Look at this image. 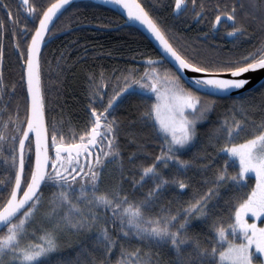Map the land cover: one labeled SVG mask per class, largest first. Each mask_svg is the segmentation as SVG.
<instances>
[{
    "label": "snow or ice",
    "instance_id": "obj_1",
    "mask_svg": "<svg viewBox=\"0 0 264 264\" xmlns=\"http://www.w3.org/2000/svg\"><path fill=\"white\" fill-rule=\"evenodd\" d=\"M110 2L151 34L161 54L145 55L143 71L130 66L116 75L114 70L111 93L103 71L98 77L89 72L86 116L79 127L69 123L66 132L63 121L53 118L48 123L41 59L53 24L71 0H50L42 7L22 0L27 12L22 24L7 0H0L13 25L12 46L24 89L23 103L17 98L9 109L16 83L9 86L3 76L8 25L0 18V264H264V224L258 223L264 219V82L254 83L244 75L264 70V35L244 53L206 57L176 43L172 30L141 0ZM190 2L193 19L200 20L207 11L204 3L201 0L197 10V0ZM188 3L174 0L173 13H185ZM215 11L211 29L219 30L222 18L231 21L226 35L234 43L250 35L252 23L264 34V0H233L231 8L217 3ZM131 96L140 97L143 105L136 119L161 139L150 163L137 161L142 145L128 155L136 170L130 181L132 192H139L135 197L124 188L128 173L119 140L122 121L114 114ZM224 97L231 98L229 112L208 135L215 152L205 148L184 158L183 153L196 146L198 125L209 120ZM256 111L262 114L259 123L250 115ZM250 121L251 133L234 142ZM218 158L223 166L216 167L211 178L201 177L208 185L203 192L196 190L176 209L171 199L160 203L169 192L179 200L190 186L189 170L203 173ZM110 163L118 179L101 190ZM252 176L254 184L236 201L228 221L214 219L212 234L202 238L195 221L212 215L211 202L222 190L246 188ZM45 188L51 189L47 196ZM37 213L43 221L30 231ZM65 235L77 239L65 247Z\"/></svg>",
    "mask_w": 264,
    "mask_h": 264
},
{
    "label": "trees",
    "instance_id": "obj_2",
    "mask_svg": "<svg viewBox=\"0 0 264 264\" xmlns=\"http://www.w3.org/2000/svg\"><path fill=\"white\" fill-rule=\"evenodd\" d=\"M226 1L229 0H202L206 5L212 2L214 4H221ZM230 1L233 3V0ZM7 2L14 16L19 20V23H24L27 18V12L23 3L19 4L18 0H7ZM34 2L42 7L46 6L50 0H34ZM141 2L151 10L154 16L159 18L165 27L172 30L171 35L174 37L175 42L186 47L189 51L194 47L200 55L211 57L215 54L224 56L227 54L244 53V50L248 47L247 45L242 46L237 43H233L232 47L228 49H217L210 45L204 46L207 43L198 40L196 37L189 36L190 34L187 29L189 24L181 19V14L176 16L173 13L174 0H141ZM198 2H201V0H198ZM2 10L5 9L0 8V18H4L8 26H12L11 22L7 20V12ZM240 12L238 10V14ZM241 15H243L242 12ZM124 22L122 16L115 11L92 2L75 3L59 17L53 26L54 32L51 37L57 35V33L60 34V32L73 31L53 39L42 52V85L46 102V117L49 125H51L53 118L58 123L63 121V128L67 132L69 123L79 127L83 122L86 116L85 108L88 104V94L90 91L89 72H95L98 77L99 73L103 71L105 77L108 79L107 91L111 93L115 83L114 70L116 75L127 71L130 66L138 67L140 71H143L144 65L138 62L144 61L145 55L153 57L159 55L151 43L139 31L132 27L119 28ZM251 25L254 27L251 34L257 35L256 40H260L264 34L260 32L258 24L252 23ZM15 26H19V24ZM114 28L119 29L105 31L106 29ZM11 32V29H8V33ZM4 46V56L8 62L7 70L14 73V77L10 82L20 83L22 71L21 69L19 70L20 78L19 76L17 78V65L15 62L13 64L11 60L13 57V47L10 43L7 44V39L4 41ZM205 50L208 51L207 54ZM61 56H63V59L58 60ZM23 95L24 93H22L21 99ZM255 102L259 103V97H256ZM142 106L140 97L131 96L124 99L114 113L122 121L119 140L123 151L124 169L128 173V178L124 181V188L133 197L138 196L139 192H132L130 187L131 174L136 170L129 163V153L136 151L138 145H142V150L137 154V161L150 163L160 151L161 143V139L152 132L149 126H145L136 119ZM230 107L231 98L218 100L209 120L198 125L196 146L191 151L183 153L184 158H189L194 153L205 148L209 153L215 152L216 148L208 145V135L215 124L228 114ZM250 115L252 121L259 123L262 115L260 111L250 113ZM251 130L250 121L245 131L241 132L234 142L239 143L251 133ZM127 134L133 135L135 142L131 141ZM222 142V140L219 141L216 147ZM209 158L211 159L212 157ZM218 166H223V159H216L213 166L203 173L190 169L188 175L191 177V183L180 199L177 200L173 193L169 192L160 203L167 204L168 200L171 199V208L176 209L181 207L184 202L192 198L196 190L203 192L208 187L201 177L207 176L211 178ZM236 170L229 168L230 172ZM3 172L4 169L0 167V176H2ZM194 172L195 175H193ZM166 174L170 175L171 169L166 170ZM118 175L119 173L116 170L115 164L110 163L104 170L100 189H108L114 183V178L118 179ZM50 191L51 189L45 188V196ZM247 191V187L240 189L235 186L222 190L219 198L211 202L212 215L206 221H195L196 230L202 234V238L212 234L210 226L214 219H223L224 222L228 221L229 216L234 210L233 206L236 201ZM153 211H156V209H153ZM42 221L43 217L40 213H37L33 223L29 225V230L31 231L33 228L39 229ZM75 239L77 237H69L67 235L62 237L65 247Z\"/></svg>",
    "mask_w": 264,
    "mask_h": 264
},
{
    "label": "flooded vegetation",
    "instance_id": "obj_3",
    "mask_svg": "<svg viewBox=\"0 0 264 264\" xmlns=\"http://www.w3.org/2000/svg\"><path fill=\"white\" fill-rule=\"evenodd\" d=\"M18 3H22V0H18ZM204 3V2H203ZM199 4L200 2H198L197 0V10H199ZM227 5L229 8H231L232 6V1H226L224 3H221L220 6L221 8L224 7V5ZM207 11L205 12V15L200 19V20H194L193 19V13L191 11L192 9V5L191 2L189 0L188 3V8L186 9L185 13L181 14V19L184 20L185 22H188V31H189V36L191 37H196L198 40L203 41L207 44H205L204 46H212V47H216L217 49H228L230 47H232L234 41L233 38L228 37L226 35V31L229 27L232 26L231 21H227L226 18H222L223 21H221L219 30L217 31H213L211 29V22L212 20H214L215 18V5L213 2L209 3V5H206L204 3ZM7 12V10H2ZM192 16V17H191ZM238 16H242L241 12L238 14ZM189 17V18H188ZM194 20V22L192 23V21ZM17 32L20 31L19 26H15ZM13 25L12 26H8V29L12 30ZM253 26L251 25L248 28L249 34L248 36H243V37H237L236 38V42L237 44H240L242 46L247 45L248 47L244 50V52L251 50L253 47H255L260 40H256V36L257 35H252L251 33L253 32ZM205 33H207V36H205ZM11 36H12V32L11 33H6L3 43L5 41V39H7V44H11L12 45V40H11ZM247 40V41H246ZM21 43H23V41H21ZM13 47V46H12ZM12 63L15 62L17 67H16V72H17V78L20 75L19 74V70L21 69L22 71V67L21 64L19 62L18 59V54H16L15 49L12 48ZM7 61H6V57L4 56V61H3V76L5 81L7 82V84L9 86H11V84L13 82H10L13 77H14V73L13 71H9L7 70ZM14 64V63H13ZM167 66V65H166ZM12 72V73H11ZM20 78V76H19ZM16 83V90H15V96L13 97V101L9 102V109H14V103L16 101L17 98H19L21 104L23 103V98L22 97V93H24V89L22 87L21 82H15ZM3 169V167H1Z\"/></svg>",
    "mask_w": 264,
    "mask_h": 264
},
{
    "label": "water",
    "instance_id": "obj_4",
    "mask_svg": "<svg viewBox=\"0 0 264 264\" xmlns=\"http://www.w3.org/2000/svg\"><path fill=\"white\" fill-rule=\"evenodd\" d=\"M79 2H92V3H96V4H100V5H103V6H106L108 8H110L111 10L115 11L116 13H118L119 15L122 16V18L125 20L124 24L122 26H120L119 28L121 27H132V28H135L137 29L139 32L142 33V35H144V37L151 43V45L155 48V50L158 52V54L160 55L161 54V49L159 47V44L158 42L151 36L150 33L147 32V30L145 28H143L142 26H140L138 23H134L132 21H128V18H127V15L126 13L124 12V10L122 8H120L119 6L113 4L110 2V0H102L99 1V0H71V5L75 4V3H79ZM70 6H66V9H68ZM58 20V19H57ZM57 20L55 21V23L57 22ZM127 21V23H126ZM223 21V20H222ZM54 23V24H55ZM53 24V26H54ZM52 26V27H53ZM119 28H114V29H106L105 31H115ZM73 30H68V31H65V32H62L60 34H57L53 37H49L46 39V42L43 46V49L46 47V45L51 42L53 39L57 38V37H60V36H63L69 32H71ZM139 64L141 65H144V61H140L138 62ZM190 75V73H189ZM246 76H251L252 77V82L254 83H259V82H264V70H256L255 72H251V73H247V74H244ZM251 86V85H249ZM224 98H229V97H224Z\"/></svg>",
    "mask_w": 264,
    "mask_h": 264
},
{
    "label": "rangeland",
    "instance_id": "obj_5",
    "mask_svg": "<svg viewBox=\"0 0 264 264\" xmlns=\"http://www.w3.org/2000/svg\"><path fill=\"white\" fill-rule=\"evenodd\" d=\"M125 21V20H124ZM135 29V28H134ZM137 30V29H136ZM138 31V30H137ZM141 33V32H140ZM142 34V33H141ZM144 36V35H143ZM205 53L207 54L208 53V51L207 50H205ZM154 98V97H153ZM252 184H254V176H252L251 177V179L248 181V190H250V187H251V185ZM249 216H250V214H249ZM258 223H260V224H264V220L263 219H261V220H259L258 221Z\"/></svg>",
    "mask_w": 264,
    "mask_h": 264
},
{
    "label": "bare ground",
    "instance_id": "obj_6",
    "mask_svg": "<svg viewBox=\"0 0 264 264\" xmlns=\"http://www.w3.org/2000/svg\"><path fill=\"white\" fill-rule=\"evenodd\" d=\"M99 1H101L102 2V0H99ZM67 10V9H66ZM188 23V22H187ZM249 32V31H248ZM61 33V32H60ZM58 34V33H57ZM247 41V40H246Z\"/></svg>",
    "mask_w": 264,
    "mask_h": 264
}]
</instances>
